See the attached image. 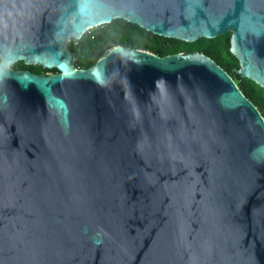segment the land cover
Returning a JSON list of instances; mask_svg holds the SVG:
<instances>
[{
  "label": "water",
  "instance_id": "95a60500",
  "mask_svg": "<svg viewBox=\"0 0 264 264\" xmlns=\"http://www.w3.org/2000/svg\"><path fill=\"white\" fill-rule=\"evenodd\" d=\"M117 18L230 32L264 87V0H0V264H264L262 112L199 51L77 68L69 42Z\"/></svg>",
  "mask_w": 264,
  "mask_h": 264
},
{
  "label": "trees",
  "instance_id": "16d2710c",
  "mask_svg": "<svg viewBox=\"0 0 264 264\" xmlns=\"http://www.w3.org/2000/svg\"><path fill=\"white\" fill-rule=\"evenodd\" d=\"M119 45L148 50L160 56L179 52L205 53L235 79L244 94L254 102L264 116V87L237 72L240 61L231 51L230 32L213 39L200 38L195 42H187L159 36L126 19L117 18L109 24L90 29L82 38L69 42V47L75 53L74 64L82 69L93 67L111 49ZM20 63L22 67L29 66L22 61ZM30 67L35 68L33 65ZM42 70L43 67L39 65L37 71ZM47 70L59 72L57 69Z\"/></svg>",
  "mask_w": 264,
  "mask_h": 264
},
{
  "label": "flooded vegetation",
  "instance_id": "af4514ba",
  "mask_svg": "<svg viewBox=\"0 0 264 264\" xmlns=\"http://www.w3.org/2000/svg\"><path fill=\"white\" fill-rule=\"evenodd\" d=\"M30 66H32V65H29L28 67H22L21 63L18 62L16 64H14L12 66V68L15 69V70H28V71H31V72H34V73H37V74H51V73H54L53 71H51V70L48 71L47 69H44V68L40 72L37 71V67H39V65H33L35 68H32Z\"/></svg>",
  "mask_w": 264,
  "mask_h": 264
}]
</instances>
